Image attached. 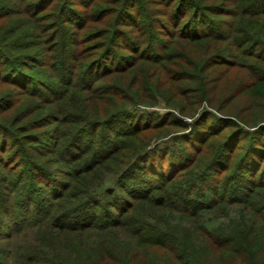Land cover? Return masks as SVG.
I'll use <instances>...</instances> for the list:
<instances>
[{
  "label": "trees",
  "instance_id": "1",
  "mask_svg": "<svg viewBox=\"0 0 264 264\" xmlns=\"http://www.w3.org/2000/svg\"><path fill=\"white\" fill-rule=\"evenodd\" d=\"M149 1L0 0V264H264V0Z\"/></svg>",
  "mask_w": 264,
  "mask_h": 264
},
{
  "label": "rangeland",
  "instance_id": "2",
  "mask_svg": "<svg viewBox=\"0 0 264 264\" xmlns=\"http://www.w3.org/2000/svg\"><path fill=\"white\" fill-rule=\"evenodd\" d=\"M142 3H144V5L146 6V9H143L144 16H146L151 22H155L156 21V25H155L156 28L155 29L158 28L159 22H164L168 27L172 26L170 20L167 19V16L164 14L163 10H165V8H168V9L173 8L174 4L170 5L169 7H166V5L163 4V3L159 4V5L152 4V3H150L149 0H141V4ZM71 6L75 7L77 10L79 9L78 8L79 5H77L76 3H72ZM87 6H88V3H86V5L84 7L86 8ZM155 8L157 9V11H151V10H153ZM132 10H134V8ZM227 16L228 15H226L224 17H219V18L220 19H226ZM90 24L92 25V27L90 29H94V23H90ZM121 28H123L125 30H128V29L131 28V25H129L128 28H126V27H121ZM133 28L134 29L132 31H126L124 36L128 35V33H129V34H132L133 36H135V38H140L139 31L134 26H133ZM58 29L62 30V27H58ZM63 31L67 32V29H63ZM123 38L124 37H120L119 40H121ZM156 39H158V34L157 33H156ZM91 46H93V45L88 46L89 49H91ZM124 47L125 46H123V45H118V46H116L115 49H116L117 52H124L125 51ZM152 109H157V110H160V111L161 110L162 111L166 110L165 107H164V103L163 102H161V104H159L158 107H155V108H152ZM152 109L148 108V110H152ZM163 143H165V144L170 143V139L168 140V138H167ZM15 193L16 192H14V194L12 196L11 204H9L13 208V211L9 213V217H7V220L9 218H10V220L19 219L21 216L22 217H27L29 219L36 212H38V208H36L35 206L29 207V209H28L29 212H27L23 208H21L20 206L15 205V202L18 200L17 196L15 195ZM35 196H43V195H42L41 191L35 190ZM5 205L7 206L8 204H5ZM14 214H16V215H14ZM6 230H8V229L4 228L2 230V232L4 234H6L5 233Z\"/></svg>",
  "mask_w": 264,
  "mask_h": 264
}]
</instances>
